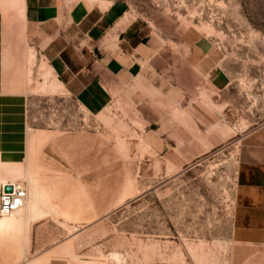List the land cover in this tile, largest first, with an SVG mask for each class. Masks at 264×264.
I'll use <instances>...</instances> for the list:
<instances>
[{"label": "rangeland", "instance_id": "rangeland-1", "mask_svg": "<svg viewBox=\"0 0 264 264\" xmlns=\"http://www.w3.org/2000/svg\"><path fill=\"white\" fill-rule=\"evenodd\" d=\"M164 2L161 27L174 33L175 19L179 28L200 23V29L218 41L229 75L225 94L209 95L208 104L200 93L197 102L188 99L181 109L172 105L151 112L166 118L142 127L130 123V87L102 114L82 110L70 95L31 91L28 138L38 131L43 139L87 133V155H95L83 168L72 167L68 190L63 176H54L59 181L55 194L65 193L64 199L54 197L52 202L81 216L94 211L90 201L97 203L93 217L99 218L85 228L67 223L73 219L45 197L32 215L31 223L46 218L30 223L29 256L46 250L45 257H63L62 264H228L229 253L236 249L231 231L237 140L264 121V0ZM41 72L33 75L35 84L42 81ZM153 106L158 108L157 103ZM180 115L192 126H175ZM149 130L156 136L164 131L167 141L153 148L141 143ZM181 131L188 139L179 145L182 161L174 144ZM205 138L214 142L207 144ZM194 139L198 142H190ZM23 173L16 175L13 169L7 178L27 186ZM20 243L8 242L11 253ZM6 251L0 237V264L38 262L27 257L13 262Z\"/></svg>", "mask_w": 264, "mask_h": 264}, {"label": "crops", "instance_id": "crops-1", "mask_svg": "<svg viewBox=\"0 0 264 264\" xmlns=\"http://www.w3.org/2000/svg\"><path fill=\"white\" fill-rule=\"evenodd\" d=\"M164 1L0 0V187L4 181L13 180L7 177L16 169V175L24 172L27 194L30 188L34 190V201L31 205L26 201L23 206L29 220L25 249L20 243L11 253L12 244H8L23 242L21 233H0L11 261L27 257L38 261L31 264L63 263V257H45L46 250L29 256L32 215L45 197L73 219L67 223L78 222L85 228L99 218L93 217L97 203L90 201L94 211L81 216L52 202L54 197L64 199L65 193L55 194L59 181L54 176H63L68 190L72 167L83 168L95 155H87L88 136L83 132L43 139L38 131L29 139L26 110L31 91L70 95L82 110L102 114L130 87V123L142 127L150 120L166 118L151 112L167 111L172 105L174 110L178 105L181 109L188 99L197 102L200 93L208 104L209 95L225 94L229 75L218 41L200 29V23L179 28L175 19L174 33L161 27ZM40 71L42 81L35 84L33 75ZM201 86L206 88L200 91ZM176 118L175 126H192L182 115ZM213 128L211 125L208 130ZM163 136L164 131L158 136L145 131L141 143L153 148L167 141ZM184 141L188 139L184 140L182 131L176 133L175 152L181 161L179 145ZM202 141L214 142L206 138ZM236 158L231 231L236 249L229 253L228 264H264V121L240 133ZM45 218L43 215L32 223L45 222Z\"/></svg>", "mask_w": 264, "mask_h": 264}, {"label": "bare ground", "instance_id": "bare-ground-1", "mask_svg": "<svg viewBox=\"0 0 264 264\" xmlns=\"http://www.w3.org/2000/svg\"><path fill=\"white\" fill-rule=\"evenodd\" d=\"M10 183L19 184L16 181H10ZM19 185H21L25 188V190H26L25 202L27 201L28 204L31 205V203L34 201V190L32 188H30V191L27 194V189H29V188H26L25 185H22L21 183ZM24 204L20 208L15 210L13 213H11L9 215H3L0 217V233H4V232L14 233V234L15 233H21L23 235V238H24L22 245L25 249V247L27 246V240H25V238H26V234L28 231V221L29 220H28L27 215H25L23 212ZM25 206H26V204H25ZM26 211H27V209H26Z\"/></svg>", "mask_w": 264, "mask_h": 264}, {"label": "built area", "instance_id": "built-area-1", "mask_svg": "<svg viewBox=\"0 0 264 264\" xmlns=\"http://www.w3.org/2000/svg\"><path fill=\"white\" fill-rule=\"evenodd\" d=\"M10 184V191L4 190V186ZM26 190L23 186L13 183H2L0 187V216L9 215L25 203Z\"/></svg>", "mask_w": 264, "mask_h": 264}, {"label": "water", "instance_id": "water-1", "mask_svg": "<svg viewBox=\"0 0 264 264\" xmlns=\"http://www.w3.org/2000/svg\"><path fill=\"white\" fill-rule=\"evenodd\" d=\"M11 189H12V187H11L10 184H6V185L4 186V190H6V191H10Z\"/></svg>", "mask_w": 264, "mask_h": 264}]
</instances>
